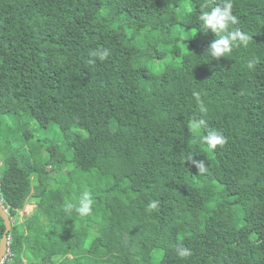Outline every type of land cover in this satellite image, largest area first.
Instances as JSON below:
<instances>
[{
	"label": "trees",
	"instance_id": "trees-1",
	"mask_svg": "<svg viewBox=\"0 0 264 264\" xmlns=\"http://www.w3.org/2000/svg\"><path fill=\"white\" fill-rule=\"evenodd\" d=\"M220 2L0 0L7 264H264V0H232L252 40L214 59L198 17ZM200 118L223 147L201 143ZM30 123L60 133L19 135ZM85 190L83 216L67 205Z\"/></svg>",
	"mask_w": 264,
	"mask_h": 264
},
{
	"label": "clouds",
	"instance_id": "clouds-1",
	"mask_svg": "<svg viewBox=\"0 0 264 264\" xmlns=\"http://www.w3.org/2000/svg\"><path fill=\"white\" fill-rule=\"evenodd\" d=\"M206 10L199 14V21L202 23V30L211 29L215 34V40L207 48V56L219 59L232 53L236 46H247L252 40V36H249L245 32H242L239 28L235 27L239 24V18L233 13L232 0H221L220 3L215 4L208 10V6H205ZM231 29V30H230ZM217 34L218 38H217ZM109 50L93 52L91 55L99 57L103 60L109 56ZM93 62L94 61H90ZM256 59L248 61L247 67L254 69L256 66ZM194 96L199 100V93L194 92ZM200 112L207 113V108L202 102H200ZM190 127L194 131L203 130L204 134L199 137L201 143L207 146L209 151H215L218 146L223 147L227 143V138L223 133L209 126L207 121L203 118L194 119ZM187 161H191L198 169V173L207 172L206 162L204 160H193L192 155L186 158ZM1 202V201H0ZM95 203L92 193L85 190L78 199L77 204L69 203L67 208L69 210H75L79 214L86 216L91 213L92 206ZM2 204V203H1ZM159 202L153 200L148 207L152 210L158 208ZM4 206V205H3ZM5 208V207H4ZM6 209V208H5ZM10 217V216H9ZM9 248V246H7ZM191 250L179 247L178 255L180 257L190 256Z\"/></svg>",
	"mask_w": 264,
	"mask_h": 264
},
{
	"label": "rangeland",
	"instance_id": "rangeland-1",
	"mask_svg": "<svg viewBox=\"0 0 264 264\" xmlns=\"http://www.w3.org/2000/svg\"><path fill=\"white\" fill-rule=\"evenodd\" d=\"M185 33H188V32L186 31ZM192 33H193V30H192ZM9 123L14 124L11 119H9ZM59 129L60 128L57 127L56 125H49L46 128H40L35 123H30L26 128L21 129L17 132L20 135L21 133L22 134L24 133L23 130H29L33 133V136L31 138L32 140L39 139L40 143H45V142H49L51 138H56L57 133H60ZM24 147L27 148L28 145H24ZM34 207H35V204L33 203V201H27L26 204H24V206L22 207V209L18 210V219L21 220L22 217L24 218V216L29 215L31 212H33ZM25 256L26 254L24 253V256L22 257V260L24 263H26Z\"/></svg>",
	"mask_w": 264,
	"mask_h": 264
},
{
	"label": "water",
	"instance_id": "water-1",
	"mask_svg": "<svg viewBox=\"0 0 264 264\" xmlns=\"http://www.w3.org/2000/svg\"><path fill=\"white\" fill-rule=\"evenodd\" d=\"M0 218L3 220L4 226H5L2 236L0 238V261H1V259L3 258L7 250L8 233L11 229V219L6 209L4 208L3 204H1V202H0Z\"/></svg>",
	"mask_w": 264,
	"mask_h": 264
},
{
	"label": "built area",
	"instance_id": "built-area-1",
	"mask_svg": "<svg viewBox=\"0 0 264 264\" xmlns=\"http://www.w3.org/2000/svg\"><path fill=\"white\" fill-rule=\"evenodd\" d=\"M11 251H10V249L9 248H7V250H6V252H5V255L3 256V258L1 259V261H0V264H7V262H8V259H9V257L11 256Z\"/></svg>",
	"mask_w": 264,
	"mask_h": 264
}]
</instances>
